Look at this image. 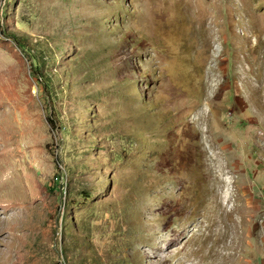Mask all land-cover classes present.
I'll return each mask as SVG.
<instances>
[{
    "label": "rangeland",
    "instance_id": "374dc122",
    "mask_svg": "<svg viewBox=\"0 0 264 264\" xmlns=\"http://www.w3.org/2000/svg\"><path fill=\"white\" fill-rule=\"evenodd\" d=\"M0 264H264V0H0Z\"/></svg>",
    "mask_w": 264,
    "mask_h": 264
}]
</instances>
